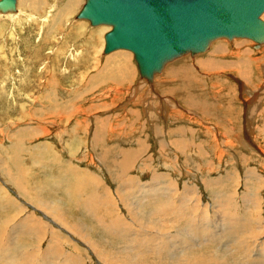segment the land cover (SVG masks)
I'll use <instances>...</instances> for the list:
<instances>
[{"label":"rangeland","instance_id":"obj_1","mask_svg":"<svg viewBox=\"0 0 264 264\" xmlns=\"http://www.w3.org/2000/svg\"><path fill=\"white\" fill-rule=\"evenodd\" d=\"M45 1L46 6L31 9L27 8L29 6L24 0L22 3H25L26 7L18 0L17 9L14 12L0 13V163H2L0 164L2 169L0 170V195H2L0 196V216L3 218L2 222L14 216V219L9 222L5 229L4 236L6 238L4 236L1 238L0 247H3V243L6 246L8 244L10 248V245H13V247L15 245L16 258L26 259L30 264H66L69 262L68 260L73 259L77 254L78 260L76 259L75 263L71 261L70 264H104L98 260L94 252L92 253L87 248L90 244L84 242V240L82 241L70 229L74 228L76 231L79 230L78 233L86 234L90 241L95 239L94 242H97V246L101 248H103L102 243L108 240L107 247L109 249L106 250V253L108 252V255L113 257L126 255L128 254L127 248L136 247L138 242H144L142 238L146 231L153 232L151 238H157L155 233L160 231L161 236L164 237L165 235L167 239L169 236L173 237L167 241L169 247H162L157 240L154 241L155 244L152 240H147V244L140 247L143 248L138 257L142 261L146 260L147 264H172L171 259L175 258L177 255L174 254L179 252L176 247H180V243H182L180 241H186L184 247H192L193 243L197 245L192 240L195 238V233L192 232L191 226L187 225V221L190 220V213L194 223L201 225V223L210 221V224L214 222L216 227L221 226L222 211L224 210L240 220L250 215L255 220L252 222V226L256 227V224L260 222L261 229L264 231V74L261 75L260 72L262 67L257 69L253 66L254 73L251 78L257 82V85L252 86L250 91H241L238 90L237 80L242 79V77L236 72L235 68L225 66L223 69L220 67V71L217 69V71L214 70L203 76L195 72V69L190 70L189 59H192L193 56L187 54L166 63L159 73L154 74L152 81L148 82L138 75L132 54L126 56L125 54L115 53V59L108 65L107 58L109 57L107 56L109 54L102 53L104 47L103 35L108 29L102 25L91 26L85 19H76V14L83 5L84 0H78L77 7L69 9L64 15H61L60 12L66 7L67 0H58L64 1V3L50 13L47 12V9L51 2L50 0ZM79 1L82 2L79 4ZM28 15L32 16L28 17ZM221 40L225 43V46H230L235 52L243 50H239L240 47H237L238 42L247 41V44L244 42L242 48H249L248 50L253 57L264 50V45L261 44L255 48L254 42L249 39L237 38L230 42L226 39ZM210 49L211 46L208 51ZM110 55L112 54L110 53ZM228 55L226 53L228 59L230 57H232L231 60L234 58V61L240 59L239 56ZM226 58L223 55V60ZM191 62L193 63V61ZM105 64L106 68H104ZM128 65H131L134 76H132V79L128 77L129 81L127 79L123 82L120 72L126 67L130 69ZM232 68L234 70H230ZM169 72H171V76ZM112 74H114V77H111ZM126 75L128 76V74ZM93 78L94 80H92ZM222 86H224V89ZM153 87L155 88L153 89ZM254 90L256 96L253 95ZM168 97L173 98L177 103L175 106L166 109L162 101H168ZM64 102L65 105H63ZM149 102L152 104L151 107L148 105ZM64 108L66 111H64ZM66 112L69 113L68 116H66ZM164 112L167 113L164 114ZM176 112L178 113L176 115H182L185 120L178 119L177 121L176 118L172 117L173 113ZM174 119L176 120L174 121ZM99 122L101 126H98ZM73 126L78 128L74 134L80 136L79 143H70L74 131ZM180 127L187 128L186 133H184L186 136L182 135L189 139L187 141L189 145L183 148L185 151L182 147L177 149L171 141L175 136L181 137L177 134ZM192 128L191 133L190 129ZM36 129H38V133ZM44 129L47 130V133L43 132ZM247 129L248 131H246ZM95 130L101 131L104 135L106 133L105 140L102 139L101 144L94 143L93 132ZM214 132L216 135H214ZM245 132L249 134L250 140L247 139ZM29 135L31 136L29 137ZM18 136L23 137L22 143L24 145L18 144ZM225 138L228 141H225ZM169 140L171 143H169ZM214 141H218V144L213 143ZM14 145H17L18 149L20 147L22 150L20 151L24 153L19 152V150L16 151L17 148ZM130 149H134L132 152L138 153L137 159L128 158V167L126 166L127 169L126 167L123 169L122 163L126 160H122V156L127 154L128 151L131 152ZM26 150L29 152L27 153ZM39 152L44 154H38ZM46 152L50 154L48 155ZM122 152L124 153L122 154ZM13 153L16 155H13ZM31 154L33 155L31 156ZM51 154L53 157H51ZM44 155L47 160L53 158L55 161L53 163L52 161L48 162L45 160ZM40 156H44V159L40 160ZM57 157L59 160L56 159ZM12 159L16 160L12 163ZM130 160H133L132 163ZM72 168L75 169L72 170ZM26 169L31 173V176H29ZM42 176L44 178L41 180ZM57 176L61 181L56 178ZM80 176L81 179L88 176L86 180L90 181L87 182L85 178L78 180ZM74 177H76V181ZM120 177L122 178L120 179ZM124 177H128V180ZM37 178L38 180H36ZM215 180L218 186L214 183ZM127 181H130L131 184ZM13 182L18 183L19 188L26 187L27 192L29 191V195L32 196L31 201L33 202L22 195L17 184ZM35 182H37V185ZM206 182H208L207 186L205 185ZM49 183L51 184L49 185ZM60 187L62 188L60 189ZM161 187H170L171 189L169 188L165 193H162ZM53 188L56 191H53ZM70 192L73 196H77L78 204L83 206L82 210L80 208L75 209L77 206L73 207L75 200H73V203L68 200ZM225 192L230 195L234 192L236 195L229 198ZM95 194L99 195L100 201L103 200L101 202H107L108 205L106 204V206H114V208H110L111 211L99 204H97V208L94 207L102 217L100 222L97 221L98 216L94 219L83 211L86 208L84 204H90L88 201L94 199ZM220 194L227 196V204L229 205H223L222 198L218 196ZM240 195L246 199L255 198L259 206L251 209V214L247 215L245 207L247 209L251 207L246 206L248 203L244 202L243 197L239 198ZM123 197H126L125 201L127 202L124 201ZM39 198H41V201ZM38 201L43 203L48 201V204L45 203L47 206H50L51 201V207L53 206V208L43 210L42 207H39ZM30 203L32 206L29 205ZM2 206L5 208H2ZM217 209L218 213L220 212L219 214L215 212ZM7 214L12 216L6 218ZM26 214L27 217H25ZM49 214H57L66 224V227H62L63 225L60 227L58 221ZM110 216L112 218L115 216L116 220H120V224L117 222V224L115 222L111 223L110 219L112 218ZM103 217L105 220H102ZM25 218L36 221L38 224L44 222L51 225L47 227L48 232L45 228H42L39 235L33 233L30 238L27 235H20L21 237L16 238L15 232L11 229H17L16 223ZM95 222L98 226L95 225ZM12 223H15V227ZM69 223L71 224L69 225ZM81 223L84 227L79 225ZM184 226L190 227L186 228ZM137 227L138 229H136ZM143 227L146 228L143 229L144 231L141 229ZM225 229L224 232H221L222 241L219 244H217V240L213 242L221 248L217 252H223V256L226 255L223 262L240 264L241 260L236 261V256L234 260H230L227 253L224 252V248L229 251H235V248H237L235 252L241 253L238 256L239 258L243 257L242 260H245L247 257L251 260L250 263L254 264L255 260H253L252 255L261 254L260 244L263 245L264 243V233L259 239L252 242L253 244H249L247 241L246 246L249 244V247L245 249L244 242H240L241 247L238 248L235 244H232L231 239H223ZM52 231L58 232L59 234H55L60 235L61 238L57 240L56 244H52V247L46 249V247H49V236ZM42 232L46 236H42ZM40 235L41 237L38 238ZM15 240L17 244L14 242ZM71 244H76L77 249H73ZM60 249L68 253L66 259L58 256V259L49 262L50 258H57L56 252ZM49 251L50 257L47 254ZM145 252L147 253L145 254ZM244 253L249 255L247 256ZM0 254L3 259L8 257L4 255V251L2 253L0 250ZM68 255H70L69 258ZM142 256L147 257V259Z\"/></svg>","mask_w":264,"mask_h":264},{"label":"bare ground","instance_id":"obj_2","mask_svg":"<svg viewBox=\"0 0 264 264\" xmlns=\"http://www.w3.org/2000/svg\"><path fill=\"white\" fill-rule=\"evenodd\" d=\"M22 1L23 0H19V2H21L22 3ZM25 2H26V4H28V6L29 7H27V8H31V9H33V8H36V7H39V8H42L45 4H46V1L45 0H24ZM50 2L51 3H49L50 5L48 6V9H47V12L49 11V13L53 10V9H56L59 5H61L62 3H64V1L62 2V1H58V0H50ZM78 0H67V5H66V7L60 12V14L61 15H64V14H66L67 12H68V10L69 9H74L75 7H77V5H78ZM80 2H82V1H79V4H80ZM84 2H85V0H84ZM17 3H18V0H16V4H15V9L14 10H7V11H0V13L1 14H7V13H10V12H14L16 9H17ZM20 3V4H21ZM23 5H25V3H22ZM84 4V3H83ZM46 6V5H45ZM83 6V5H82ZM81 6V7H82ZM20 7V6H19ZM25 7H26V5H25ZM81 9V8H80ZM79 9V10H80ZM78 13V12H77ZM263 14H264V12L261 14V18L262 19H264L263 18ZM24 15H25V13H24ZM77 15V14H76ZM26 16V15H25ZM32 16V15H31ZM30 15H28V17H31ZM76 19H80V18H77L76 17ZM85 20H87V19H85ZM88 21V20H87ZM89 22V21H88ZM89 24H90V22H89ZM91 25V24H90ZM102 26H105L106 27V29H108V31L111 29V25H105V24H101ZM91 26H94V25H91ZM96 26H100V25H96ZM106 33V32H105ZM105 33H104V35H105ZM104 35H103V39H104ZM220 39V40H219ZM219 39H216V40H214V41H212L210 44H209V46H208V48L206 49V50H204V51H202V52H199V53H196V54H194V55H191V54H189V55H191V56H193V58L192 59H189V68H190V70H196L195 72H197V73H199V74H201V75H203V76H206V75H208L210 72H212V71H214V70H216L217 71V69H219L218 71H220V67H233V68H235V70H236V72H238L239 73V75L242 77V79H238L237 81H238V87H239V89L238 90H241V91H246V90H248V91H250V89L252 88V86H255V85H257V82H255V81H253L252 80V78H251V76H253V73H254V68H253V66L255 67V68H257V69H259V68H261V75H263L264 74V50H262V52H260V54L259 55H257V56H255V57H253L252 56V53L248 50V49H246V48H242V47H244V42L242 43V41L241 42H238L237 44H236V41L234 42L236 45H237V47H240V49L239 50H241V49H243V50H241V51H243V52H241V51H237V52H235V51H233L232 50V48H230V46H225V43L224 42H222V40L221 39H225V38H219ZM235 39H237V38H234V39H232V40H235ZM242 39H247V38H242ZM228 39H226V41H227ZM232 40H228L229 42L230 41H232ZM250 40V39H249ZM247 42V41H246ZM245 42V43H246ZM247 44V43H246ZM104 45H105V39H104ZM261 45V44H260ZM262 45H264V43H262ZM211 46V49L208 51V49H209V47ZM252 46V45H251ZM259 46V45H258ZM257 46V47H258ZM257 47H255V48H257ZM236 48V47H235ZM103 50H104V47H103ZM126 52V51H128L127 53H125L124 51ZM115 51H117V52H115ZM252 51V50H251ZM207 52H209V53H207ZM102 53L103 54H109L107 57H109V58H107V63H108V65H110L111 63H112V61L115 59V53H121V54H125L126 56H128V55H133V53H132V51H130V50H128V49H117V50H113V51H110V52H108V53H104V51H102ZM110 53L112 54V55H110ZM203 53V54H202ZM207 53V54H206ZM226 53H227V55L228 56H231V55H235V56H239V58L240 59H236L235 61L232 59H230V58H232V57H230L229 59L228 58H226ZM255 54V53H254ZM184 55H187V54H184ZM184 55H182V56H184ZM223 55L225 56V60H223ZM227 56V57H228ZM100 57H102V56H100ZM179 57H181V56H179ZM179 57H176V58H179ZM176 58H174V59H176ZM133 59H134V57H133ZM174 59H172V60H174ZM105 60V59H104ZM193 61V63L191 62V61ZM135 61V60H134ZM171 61V60H170ZM170 61H168V62H170ZM168 62H166V63H168ZM105 63V62H104ZM106 63V64H107ZM135 63H136V61H135ZM165 63V64H166ZM106 64H105V67L104 68H106ZM164 64V65H165ZM103 65V64H102ZM129 66V68H131V69H128V67H126V66H124V67H126L125 69H123V70H121V79L123 80V82H124V80H127L128 79V77L129 78H133L132 76H134V73H133V69H132V67H131V65H128ZM136 66H137V64H136ZM101 67H103V66H101ZM164 67V66H163ZM163 67H162V69H163ZM230 69V70H234V69ZM103 69V68H102ZM161 69V70H162ZM224 69V68H223ZM228 69V68H227ZM226 69V70H227ZM137 70H138V68H137ZM160 70V71H161ZM229 70V71H230ZM253 70V71H252ZM159 71V72H160ZM159 72H157V73H159ZM258 72V71H257ZM126 74H128V76L126 75ZM154 74H156V73H154ZM194 74V73H193ZM55 75V74H54ZM138 75L140 76V74H139V71H138ZM198 75V74H197ZM127 76V77H126ZM196 76V75H195ZM221 76V75H220ZM236 76V75H235ZM234 76V77H235ZM111 77H114V74H112L111 75ZM141 77V76H140ZM153 77H154V75H153ZM153 77L151 78V79H146V78H144V77H141V78H144V79H146L148 82H150V81H152V79H153ZM217 77V76H216ZM233 77V76H232ZM237 77V76H236ZM255 77H257V76H255ZM95 78V77H94ZM94 78L92 79V80H94ZM126 78V79H125ZM199 78V77H198ZM197 78V79H198ZM202 78V77H201ZM206 78V77H205ZM130 79V80H131ZM234 79V78H233ZM260 79V78H259ZM258 79V80H259ZM109 80H110V78H109ZM128 81H129V79H128ZM236 81V82H237ZM225 83V82H224ZM235 84V83H234ZM96 85V84H95ZM227 86V85H226ZM224 86H222V88H223ZM235 87V86H234ZM243 87V88H242ZM155 87H153V89H154ZM221 88V89H222ZM240 88H242V89H240ZM259 88V87H258ZM224 89V88H223ZM222 89V90H223ZM262 89V88H261ZM221 90V91H222ZM257 90V89H256ZM108 91V90H107ZM226 91H227V89H226ZM255 91V90H254ZM253 91V92H254ZM211 92H212V90H211ZM210 93V92H209ZM243 94V93H242ZM259 94V93H258ZM229 95V94H228ZM253 95L254 96H256L257 94H256V91L253 93ZM77 96V95H76ZM214 96V95H213ZM171 97V96H170ZM173 97V96H172ZM212 97V96H211ZM251 97V96H250ZM218 98V97H217ZM162 99V98H161ZM167 99V98H166ZM168 101L167 100H165V102L164 101H162V103H163V106L167 109L168 107H173V106H175V104L177 103V101H175L173 98H169L168 97ZM262 100V99H261ZM264 100V99H263ZM242 101H244V100H242ZM254 101V100H253ZM242 103V102H241ZM245 103V102H244ZM160 104V103H159ZM246 105H247V103H245ZM63 105H65V102H64V104ZM148 105H150L149 107H151V103L149 102L148 103ZM162 106V105H161ZM160 107V106H159ZM73 108V107H72ZM193 108V107H192ZM251 108V107H250ZM252 109H253V107H252ZM67 110H69V109H67ZM73 110V109H72ZM186 110V109H185ZM36 111V110H35ZM64 111H66L65 110V108H64ZM70 111V110H69ZM69 111H67V112H69ZM164 111H166V110H164ZM193 111V110H192ZM196 111V110H195ZM44 112H45V110H44ZM56 112V111H55ZM67 112H66V116H68V114L69 113H71V112H69L68 114H67ZM163 112V111H162ZM175 112V111H174ZM185 112V111H184ZM244 112H246V111H244ZM167 113V112H166ZM165 112H164V114H166ZM248 113V112H247ZM254 113V112H253ZM57 114V113H56ZM149 114V113H148ZM176 114H178L177 112L176 113H173V116L172 117H174V118H176L177 119V121H178V119H183V120H185V117H183L182 115H176ZM161 115V114H160ZM176 115V116H175ZM194 115V114H193ZM202 115H204V114H202ZM205 115H208V114H205ZM209 116V115H208ZM208 116H206V117H208ZM178 117H180V118H178ZM47 118H49V117H47ZM51 118V117H50ZM191 118V117H190ZM215 118V117H214ZM176 119H174V121L176 120ZM208 119H210V118H208ZM216 119V118H215ZM200 120V119H199ZM52 121V120H51ZM147 121V120H146ZM37 122V121H36ZM103 122V121H102ZM217 122V121H216ZM178 123V122H177ZM188 123H191V122H188ZM222 123V122H221ZM220 123V124H221ZM51 124H53L52 122H51ZM75 124H77V123H75ZM207 124V123H206ZM217 124V123H216ZM211 125H213V124H211ZM77 126H78V124H77ZM98 126H101L100 125V122H99V124H98ZM176 126H177V124H176ZM180 126V125H179ZM216 126V125H215ZM220 126V125H219ZM222 126V125H221ZM252 126V125H251ZM74 127V126H73ZM250 127V126H249ZM31 128V127H30ZM34 128V127H33ZM40 128V127H39ZM243 128V127H242ZM29 129V128H28ZM40 129H42V128H40ZM77 127L75 126L74 127V131H73V136H72V138H71V142L70 143H73V142H80V136L79 135H77V134H74L76 131H77ZM187 129V128H186ZM186 129L184 128V127H180L178 130H176V131H178L177 132V134L178 135H181V137H176L175 136V138H173L171 141L173 142V144L174 145H176V148L178 149V148H180L181 149V147H182V149L183 148H185V146L187 145H189V144H187V141L189 140L187 137H183L182 135H185L184 133H186ZM264 129V128H263ZM32 130H34V129H32ZM191 131V133H192V130H193V128L192 129H190ZM207 130H208V128H207ZM28 131V130H27ZM26 131V132H27ZM30 131H31V129H30ZM29 131V132H30ZM38 131V129H36V132ZM41 131V130H40ZM210 131V130H209ZM214 131H216L215 129H214ZM246 131H248V129L246 130ZM28 132V133H29ZM32 132V131H31ZM39 132V131H38ZM37 132V133H38ZM43 132L44 133H47V130L46 129H44L43 130ZM217 132V131H216ZM22 133H23V131H22ZM34 133V132H33ZM42 133V132H41ZM94 133V136H93V138H94V143L95 142H97L98 144H101L102 142V139L103 140H105V136H106V133H105V135H104V133H101V131H99V130H95V132H93ZM161 133V132H160ZM180 133V134H179ZM182 133V134H181ZM219 133V132H218ZM20 134V133H19ZM18 134V135H19ZM30 134V133H29ZM35 134V133H34ZM43 134V133H42ZM158 134V133H157ZM156 134V135H157ZM188 134V133H187ZM211 134V133H210ZM245 134H247L246 135V137H247V139L248 140H250V138H249V134L247 133V132H245ZM23 135V134H22ZM25 135V134H24ZM33 135V134H32ZM72 135V134H71ZM75 135V136H74ZM163 135V134H162ZM214 135H216V133L214 132ZM222 135V134H221ZM28 136V135H27ZM31 135H29V137H30ZM34 136V135H33ZM32 136V137H33ZM164 136V135H163ZM186 136V135H185ZM188 136V135H187ZM212 136V135H211ZM208 137V136H207ZM215 137H217V136H215ZM214 137V138H215ZM172 138V137H171ZM213 138V139H214ZM231 138V137H230ZM23 137L22 136H18V144H23L22 142H23ZM138 140L140 139V138H137ZM16 140V139H15ZM68 140H69V138H68ZM136 140V139H135ZM137 140V141H138ZM225 141H228V139L227 138H225L224 139ZM223 140V141H224ZM247 140V141H248ZM136 141V142H137ZM143 142H144V139L142 140ZM171 141L169 140V143H171ZM209 141V140H208ZM233 141V140H232ZM21 142V143H20ZM190 142H191V140H190ZM218 142V141H217ZM217 142H213V143H217ZM17 143V142H16ZM67 143V142H66ZM140 143H141V141H140ZM192 143H194V142H192ZM46 145H47V143H45ZM172 144V145H173ZM218 144V143H217ZM227 144V143H226ZM24 145V144H23ZM52 145V144H51ZM68 145H70L69 143H68ZM138 145V144H137ZM173 145V146H174ZM196 145V144H195ZM12 146V145H11ZM16 148H17V145H14ZM143 146V145H142ZM141 146V147H142ZM197 146V145H196ZM19 147V146H18ZM22 147H24V146H22ZM45 147V146H44ZM68 147V146H67ZM204 147V146H203ZM37 148V147H36ZM70 148V147H69ZM104 148H106V147H104ZM104 148H103V150H104ZM147 148V147H146ZM15 149V148H14ZM143 149V148H142ZM3 150V149H2ZM1 150V151H2ZM9 150H11V149H9ZM19 150V152H21L22 150L20 149V147H19V149L17 148L16 149V151H18ZM21 150V151H20ZM57 150V149H56ZM128 150V149H127ZM131 150V149H130ZM132 150H134V149H132ZM132 150H131V152H127V154H124L123 156H122V160H126L124 163H122L123 164V169H124V167H126L127 165H128V158H134V160H136L137 159V156H138V153L137 152H135V151H133L132 152ZM184 150V149H183ZM188 150V149H187ZM199 150V149H198ZM3 151H5V150H3ZM15 151V152H16ZM27 151V153L29 152L28 150H26ZM51 151V150H50ZM70 151V150H69ZM73 151H76V150H73ZM124 151V150H123ZM181 151V150H180ZM185 151V150H184ZM14 152V151H13ZM18 152V153H19ZM126 152V151H125ZM21 153H24V152H21ZM37 153V152H36ZM47 153V152H46ZM124 152H122V154H123ZM195 153V152H194ZM33 154H34V152H33ZM33 154H31V156L33 155ZM38 154H41L40 152L38 153ZM42 154H44V153H42ZM41 154V155H42ZM48 154V153H47ZM50 154V153H49ZM48 154V155H49ZM140 154V153H139ZM177 154V153H176ZM6 155V154H5ZM13 155H16V154H14L13 153ZM13 155H12V157H13ZM36 155V154H35ZM29 156V155H28ZM45 156V155H44ZM43 156V157H44ZM21 157V156H20ZM30 157V156H29ZM41 157V156H40ZM43 157H41L40 158V160L43 158ZM46 157V156H45ZM49 157V156H48ZM51 157H53L52 156V154H51ZM8 158V157H7ZM18 158H19V154H18ZM22 158V157H21ZM34 158V157H33ZM10 159V158H9ZM35 159H36V157H35ZM44 159V158H43ZM53 159V158H52ZM52 159H48L47 160V157H46V159L45 160H47L48 162L49 161H52V163H53V161H55L54 159L52 160ZM56 159H58V157L56 158ZM104 159V158H103ZM177 159V158H176ZM8 160V159H7ZM13 161H12V163L14 162V160H16V159H12ZM39 160V159H38ZM45 160H43V161H45ZM59 160V159H58ZM20 161V160H19ZM31 161V160H30ZM32 161H33V159H32ZM31 161V162H32ZM57 161V160H56ZM131 161V160H130ZM133 161V160H132ZM132 161H131V163H132ZM188 162V161H187ZM204 162V161H203ZM202 162V163H203ZM33 163H34V161H33ZM71 163V162H70ZM119 163V162H118ZM0 164H2V163H0ZM17 164H19V163H17ZM45 164V163H44ZM67 164H69V163H67ZM146 164V163H145ZM204 164H205V162H204ZM14 165H15V163H14ZM24 165V164H23ZM41 165V164H40ZM120 165V164H119ZM130 165V164H129ZM206 165V164H205ZM7 166V165H6ZM18 166V165H17ZM26 166H28V165H26ZM51 166V165H50ZM131 166V165H130ZM4 167H5V165H4ZM3 167V168H4ZM15 167H16V165H15ZM14 167V168H15ZM18 167H20V166H18ZM24 167V166H23ZM57 167V166H56ZM118 167V166H117ZM120 167V166H119ZM128 167V166H127ZM127 167H126V169H127ZM22 168V167H21ZM76 168V167H75ZM74 168V169H75ZM82 168V167H81ZM202 168H204V167H202ZM6 169V168H5ZM60 169V168H59ZM66 169H68V168H66ZM66 169H65V171H66ZM73 168H72V170H74ZM79 169V168H78ZM87 169V168H86ZM122 169V170H123ZM199 169V168H198ZM0 170H2L1 168H0ZM27 170V169H26ZM45 170V169H44ZM61 170V169H60ZM28 171V170H27ZM64 171V170H63ZM2 172V171H1ZM62 172V171H61ZM80 172V171H79ZM124 172V171H123ZM74 174H75V172H73ZM82 173V172H81ZM6 174V173H5ZM28 174H29V176H31L30 174L31 173H29V171H28ZM27 174V175H28ZM61 174V173H60ZM65 174H66V172H65ZM65 174L63 173V177L65 178ZM70 174H71V172H70ZM69 174V175H70ZM85 174V173H84ZM90 174V173H89ZM17 175V174H16ZM23 175V174H22ZM25 175V174H24ZM26 175V176H27ZM68 175V174H67ZM66 175V178L68 177ZM124 175V174H123ZM122 175V176H123ZM28 176V177H29ZM71 176V175H70ZM69 176V177H70ZM76 176H77V174H76ZM86 176V175H85ZM160 176V175H159ZM162 176V175H161ZM73 177V176H72ZM88 177V176H87ZM86 177V178H87ZM226 177V176H225ZM7 178V177H6ZM11 178V177H10ZM20 178H21V176H20ZM19 177H18V179H20ZM25 178V177H24ZM32 178V177H31ZM56 178H58V176L56 177ZM71 178V177H70ZM75 178L76 177H74V180H75ZM85 178V177H84ZM84 178H82V179H84ZM86 178H85V180H86ZM91 178V177H90ZM89 178V179H90ZM119 178V177H118ZM122 177H120V179H121ZM125 178V177H124ZM128 177H126L125 179H127ZM174 178V177H173ZM219 178V177H218ZM11 179H14V178H11ZM28 179V178H27ZM34 179V178H33ZM48 179V178H47ZM52 179V178H51ZM59 179V178H58ZM63 179V178H62ZM81 179V176H80V179H78V180H82ZM93 179V178H92ZM96 179V178H95ZM94 179V180H95ZM222 179V178H221ZM227 179V178H226ZM16 180H17V178H16ZM25 180V179H24ZM37 180V179H36ZM42 180V179H41ZM67 180H68V178H67ZM73 180V179H72ZM85 180H83V181H85ZM94 180H93V182H94ZM99 180V179H98ZM123 180V179H122ZM128 180V179H127ZM130 180H132V179H130ZM137 180V179H136ZM151 180V179H150ZM153 180V179H152ZM230 180V179H229ZM13 181V180H12ZM28 181V180H27ZM58 181V180H57ZM59 181H61V179H59ZM76 181V180H75ZM87 181V180H86ZM90 181V180H89ZM89 181H87V182H89ZM100 181V180H99ZM124 181H126V180H124ZM123 181V183H125ZM134 181V180H133ZM133 181H132V183H133ZM16 182H18V181H16ZM46 182V181H45ZM65 182H68V181H65ZM128 182V181H127ZM130 182V181H129ZM128 182V183H129ZM136 182V181H135ZM151 182V181H150ZM153 182V181H152ZM172 182V181H171ZM205 182V181H204ZM222 182V181H221ZM13 183H15V182H13ZM20 183H21V181H20ZM32 183V182H31ZM36 183V182H35ZM207 183L208 182H206V186H207ZM214 183L216 184V180L214 181ZM223 183V182H222ZM15 184H17V187L19 188V184L18 183H15ZM22 184V183H21ZM27 184V183H26ZM25 184V185H26ZM46 184H47V182H46ZM51 183H49V185H50ZM63 184V183H62ZM81 184V183H80ZM87 184V183H86ZM126 184V183H125ZM129 184H131V183H129ZM128 184V185H129ZM134 184V183H133ZM158 184V183H157ZM168 184V183H167ZM212 184V183H211ZM14 185V184H13ZM24 185V184H23ZM33 185V184H32ZM64 185H66V184H64ZM68 185H72V184H68ZM90 185V184H89ZM135 185V184H134ZM145 185V184H144ZM149 185V184H148ZM164 185V184H163ZM170 185V184H169ZM217 185V184H216ZM1 186V185H0ZM27 186H28V184H27ZM38 186H39V184H38ZM62 186V185H61ZM73 186V185H72ZM87 186V185H86ZM132 186V185H131ZM210 186V185H209ZM212 186V185H211ZM218 186V185H217ZM40 187V186H39ZM45 187V186H44ZM49 187V186H48ZM77 187V186H76ZM129 187V186H128ZM165 187V186H164ZM164 187H161V190L163 191L162 193H165V191H167L169 188H164ZM171 187H172V185H171ZM179 187V186H178ZM183 187V186H182ZM188 187V186H187ZM213 187V186H212ZM50 188V187H49ZM51 188H52V186H51ZM62 187H60V189H61ZM65 188H69V187H65ZM90 188H91V185H90ZM154 188V187H153ZM156 188V187H155ZM28 189H30L29 187H28ZM33 189V188H32ZM47 189V188H46ZM70 189V188H69ZM74 189V188H73ZM139 189H141V188H139ZM147 189H149V188H147ZM171 189V188H170ZM174 189V188H173ZM225 189V188H224ZM19 190L21 191L20 193L22 194V195H24L27 199H29V201H31V198H32V196L31 195H29L30 193H28L27 192V188L26 187H20L19 188ZM18 190V191H19ZM34 190V189H33ZM38 190V189H37ZM37 190H35V191H37ZM51 190V189H50ZM63 190V189H62ZM150 190V189H149ZM148 190V191H149ZM160 190V191H161ZM218 190V189H217ZM47 191V190H46ZM53 191H56L55 190V188H53ZM70 191V190H69ZM107 191V190H106ZM139 191V190H138ZM147 191V192H148ZM191 191V190H190ZM216 191V190H215ZM224 191V190H223ZM34 192V191H33ZM38 192V191H37ZM40 192H41V190H40ZM63 192V191H62ZM61 192V193H62ZM67 192H68V190H67ZM74 192V191H73ZM134 192V191H133ZM150 192V191H149ZM2 193V192H1ZM93 193H95V192H93ZM106 193H108V192H106ZM140 193V192H139ZM154 193V192H153ZM169 193V192H168ZM218 193V192H217ZM52 194V193H51ZM146 194V193H145ZM144 194V195H145ZM171 194V193H170ZM225 194H228V197L230 198V197H232V196H235L236 194L234 193V192H232V195H230L229 193H226L225 192ZM4 195V194H3ZM44 195V194H43ZM78 195V194H77ZM82 195V194H81ZM91 195H92V193H91ZM101 195V194H100ZM105 195V194H104ZM157 195V194H156ZM215 195H216V193H215ZM0 196H2V195H0ZM36 196H39V195H36ZM41 196V195H40ZM69 197H68V200L69 201H71L72 203H73V200H75V202H74V206L73 207H76L77 206V208H75V209H79L80 208V210H82L81 208L83 207V206H81V205H79L78 204V201H77V196H73V194H71V192H70V194L68 195ZM84 196V195H83ZM89 196V195H88ZM99 196V195H98ZM96 194H95V196H94V199L92 198V199H90L88 202L91 204V206H90V204H88V203H86V204H84V206L86 207V208H84L83 209V211L85 212V213H87V214H89L90 216H92L94 219H95V217H97L98 219H97V221H99L100 222V219L102 218L101 216H100V214L99 213H97L96 212V210H95V208L94 207H96L97 208V204H99V205H102V206H104L105 207V209L106 208H109L108 209V211H111L110 210V208L112 207V208H114V206H112V205H110V206H106V204H107V202L106 203H103V202H101V201H103L102 199H101V201L99 200L100 199V197H98ZM109 196V195H108ZM116 196V195H115ZM118 196V195H117ZM128 196V195H127ZM155 196V195H154ZM219 197H221L222 198V203H223V205H229V204H227L228 202H227V200H228V198H227V196H225V195H218ZM34 197V196H33ZM79 197V196H78ZM84 197H86V196H84ZM91 197V196H90ZM93 197V196H92ZM103 197V196H102ZM145 197V196H144ZM151 197H153V196H151ZM162 197V196H161ZM237 197V196H236ZM243 196H239V198H242ZM46 198V197H45ZM88 198V197H87ZM113 198V197H112ZM111 198V199H112ZM124 198V197H123ZM126 198V197H125ZM125 198H124V201H125ZM131 198V197H130ZM244 198V202H247L248 203V205H246L247 207H251L250 209H247L246 207H245V210H246V213H247V215L248 214H251V209H255L256 207H258L259 205L257 204V200H255V198H250V199H246L245 197H243ZM41 198H39V200H40ZM89 199V198H88ZM105 199V198H104ZM109 199V198H108ZM107 199V200H108ZM110 199V200H111ZM119 199V198H118ZM216 199H217V197H216ZM20 200V199H19ZM37 200V199H36ZM81 200V199H80ZM143 200V199H142ZM153 200V199H152ZM158 200V199H157ZM218 200V199H217ZM225 200H226V202H225ZM231 200V199H230ZM0 201H1V197H0ZM41 201V200H40ZM40 201H38V203H39V207L41 208H43V210L44 209H50V208H53V206L51 207V201H50V206H47L45 203H47L46 201H45V203H43V202H40ZM86 201V200H85ZM106 201V200H105ZM122 201V200H121ZM164 201V200H163ZM170 201H172V200H170ZM219 201V200H218ZM31 202H33V201H31ZM53 202H55V201H53ZM110 202V201H109ZM125 202H127V201H125ZM165 202V201H164ZM168 202H169V200H168ZM37 203V204H38ZM69 203V202H68ZM130 203V202H129ZM149 203V202H148ZM147 203V204H148ZM3 204V203H2ZM14 204V203H13ZM48 204V203H47ZM110 204V203H109ZM114 204V203H113ZM128 204V203H127ZM221 204V203H220ZM11 205V204H10ZM28 205V204H27ZM29 205H31V203L29 204ZM35 205V204H34ZM55 205V204H54ZM108 205V204H107ZM125 205V204H124ZM141 205V204H140ZM143 205V204H142ZM222 205V204H221ZM32 206V205H31ZM56 206V205H55ZM60 206V205H59ZM81 206V207H80ZM93 206V207H92ZM134 206V205H133ZM145 206V205H144ZM162 206H163V204H162ZM219 206V205H218ZM4 206H2V208H3ZM63 207H65V206H63ZM72 207V208H73ZM101 207V206H100ZM164 207V206H163ZM162 207V208H163ZM172 207V206H171ZM179 207V206H178ZM221 207V206H220ZM235 207V206H234ZM5 208V207H4ZM99 208V207H98ZM166 208V207H165ZM217 208V207H216ZM7 209V208H6ZM63 209V208H62ZM69 209V208H68ZM71 209V208H70ZM171 209H173V208H171ZM170 209V210H171ZM10 210V209H9ZM16 210V209H15ZM87 210V211H86ZM116 210V209H115ZM160 210V209H159ZM162 210V209H161ZM186 210V209H185ZM203 210V209H202ZM222 210V209H221ZM223 210H224V208H223ZM20 211V210H19ZM66 211V210H65ZM107 211V210H106ZM178 211V210H177ZM181 210L179 209V212H180ZM193 211V210H192ZM220 211V210H219ZM14 212V211H13ZM16 212V211H15ZM44 212V211H43ZM58 212V211H57ZM135 212V211H134ZM153 212V211H152ZM215 212H217L218 213V209L215 211ZM223 213H222V219H221V226H218V227H216V225H214V222H212L211 224H210V221H208V222H205V223H201V221H200V223H201V225H199V224H197V223H194L193 222V220H192V214L190 213V217H189V215H188V217H189V219L190 220H188L187 221V225H190L191 226V230H192V232L193 233H195V238H193L192 240L195 242V244H197V245H194V243L192 244L193 246L192 247H190V246H188V247H184L183 245L186 243V241L185 240H183V241H180V242H182V243H180V247H176L177 249H179V252H177V254H174V255H177V256H175V258H172L171 259V262H172V264H228V263H226V261L225 262H223V259H224V257L226 256H223V252H217V251H219L221 248L220 247H217L216 245H215V243H213L215 240H217V244H219V242H221L222 241V237H221V232L224 230V228H226L225 229V235L223 236V239H228V240H232L233 242H232V244H235L238 248L239 247H241L240 246V242H244L245 243V249L246 248H248L249 247V244H251L252 242H254V241H256L257 239H259L261 236H262V233H264V231H263V229H261V224H259L260 222L259 221H257V222H259V223H257L256 224V227L255 226H252L253 225V223L252 222H254L255 220L254 219H252L251 218V216L250 215H248L247 217H245L243 220H240V219H237L236 217H234V216H232V215H230V214H228L225 210L224 211H222ZM4 213V212H3ZM8 213V212H7ZM12 213V212H11ZM61 213V212H60ZM113 213V212H112ZM133 213V212H132ZM136 213V212H135ZM135 213H133V214H135ZM144 213V212H143ZM181 213V212H180ZM220 213V212H219ZM218 213V214H219ZM14 214V213H13ZM16 214H17V212H16ZM15 214V216H17ZM24 214V213H23ZM47 214V213H46ZM140 214V213H139ZM153 214V213H152ZM205 214V213H204ZM3 215V214H2ZM8 216H5L6 218L7 217H10V216H12L11 214H10V216H9V214H7ZM19 215V214H18ZM48 215V214H47ZM67 215V214H66ZM137 215V214H136ZM150 215V214H149ZM28 215L26 214V216L25 217H27ZM31 216V215H30ZM49 216H51L52 218H54L55 220H57L58 221V223H59V226L61 227L62 225V227H66V224L57 216V214L55 215V214H49ZM55 216V217H54ZM83 216V215H82ZM107 216V215H106ZM117 216V215H116ZM183 216H184V214H183ZM203 216V215H202ZM33 217V216H32ZM111 217V216H110ZM39 218V217H38ZM64 218V217H63ZM106 218V217H105ZM112 218V217H111ZM149 218V217H148ZM203 218H205V217H203ZM217 218H219V217H217ZM0 241H1V238H3V236H4V232H5V229L7 228V225L9 224V222L11 221V220H13L14 219V216L13 217H11L10 219H8V220H3V222H2V217L0 216ZM15 219H17V218H15ZM32 219V218H31ZM45 219H48V218H45ZM65 220H67L66 218H64ZM114 219V220H113ZM181 219V218H180ZM208 219V218H207ZM36 220V219H35ZM102 220H105L104 219V217H103V219ZM111 220V223L112 222H117V223H119L120 222V220H116L115 219V216L112 218V219H110ZM116 220V221H115ZM139 220V219H138ZM19 221V220H18ZM41 221V220H40ZM137 221V220H136ZM205 221V220H204ZM53 222V221H52ZM73 222V221H72ZM102 222V221H101ZM134 222V221H133ZM185 222V221H184ZM203 222V221H202ZM67 223V222H66ZM75 223V222H74ZM94 223V222H93ZM111 223H109V224H111ZM114 223V224H115ZM116 223V224H117ZM186 223V222H185ZM217 223V222H216ZM17 225H16V227H17V229H11L13 232H15V235H16V238L18 237V236H20V235H27V237H31L32 236V234L33 233H36V234H40L41 233V231H42V228H45V230L47 231V227H48V225H51V224H46V223H44V222H41V224H38L36 221H33V220H30L29 218H25V219H22V220H20L19 222H17L16 223ZM61 224V225H60ZM71 223H69V225H70ZM77 224V223H76ZM120 224V223H119ZM118 224V225H119ZM12 225H14L13 227H15V223H12ZM68 225V224H67ZM79 225H82L83 227H84V225L81 223V224H79ZM79 225L77 226L78 228H79ZM95 225H96V222H95ZM113 225V224H112ZM139 225V224H138ZM144 225L146 226V224L144 223ZM143 225V226H144ZM82 226H81V229H82ZM96 226H98V225H96ZM106 226H107V224H106ZM144 226V227H145ZM151 226V225H150ZM189 226V227H190ZM53 227V226H52ZM76 227V228H77ZM88 227V226H87ZM87 227H85L86 229H87ZM100 227V226H99ZM104 227V226H103ZM116 227V226H115ZM141 228L142 230L143 229H146V228ZM184 227H186V226H184ZM188 226L186 227V228H189ZM203 227H205V228H203ZM56 228V227H55ZM98 228V227H97ZM102 228V227H101ZM148 228H149V226H148ZM70 229V228H69ZM103 229V228H102ZM106 229V228H105ZM108 229H110V228H108ZM136 229H138V227L136 228ZM150 229H153V228H150ZM200 229H202V230H200ZM219 229H220V231H219ZM49 230V229H48ZM54 230V229H53ZM56 230H58V229H56ZM101 230V229H100ZM112 230V229H111ZM114 230V229H113ZM148 230V229H147ZM160 230V229H159ZM158 230V231H159ZM190 230V231H191ZM46 231H44L45 233H46ZM69 231V230H68ZM70 231L72 232V233H75L74 235H76L77 237H80L81 239H82V241L84 240V242H86V243H88V244H90L89 246H90V248H89V246L87 247L90 251H92V253L94 252V255L95 256H97V258H98V260L101 262V263H104V264H147V262H145L146 260H144V261H142L141 260V258H139L138 257V254H139V252L141 251V249L143 248H140L142 245H145V244H147V240L149 241V240H152L153 241V243H154V241H158L161 245H162V247H164V246H168L169 247V245H167L168 243H167V241H169L168 239H170L171 237L169 236V238L167 239V237H165V235H164V237L163 236H161V232L159 231L158 233H155L156 234V236H157V238H151V233H153V232H145L143 235H144V237H145V239H144V237L142 238L143 239V241L144 242H138L137 244H136V247H132V248H127L128 249V254H123V255H121L120 257L119 256H117L116 254H114V255H116V256H110V255H108V252L106 253V250L107 249H109L108 247H107V243H108V240H105L104 241V243H102V246H103V248H101V247H98L97 246V242L95 243L94 241H95V239H92V240H94V241H90V239L88 238V236L86 235V234H80V233H78V231L79 230H75L74 228H72V229H70ZM87 231V230H86ZM136 231V230H135ZM138 231V230H137ZM141 231V230H140ZM144 231V230H143ZM44 232H42V236H46L45 235V233ZM48 232V231H47ZM82 232H83V230H82ZM88 232H89V229H88ZM108 232H111V231H108ZM224 232V231H223ZM56 232L55 231H52V234L49 236L50 237V243L48 244L49 245V247L47 248L46 247V249H49L50 247H52V244H56V242H57V240L58 239H60L61 237H60V235H56V234H59L58 232L55 234ZM63 233H64V231H63ZM164 233V232H163ZM162 233V234H163ZM174 233V232H173ZM9 234H11V233H9ZM61 234V233H60ZM69 234V233H68ZM111 234V233H110ZM134 234V233H133ZM132 234V235H133ZM138 234V233H137ZM136 234V235H137ZM165 234V233H164ZM72 235V234H71ZM89 235V234H88ZM138 235H141V234H138ZM167 235V234H166ZM177 235V234H176ZM179 235V234H178ZM223 235V234H222ZM11 236V235H10ZM62 236H64V235H62ZM126 236V235H125ZM5 237V236H4ZM21 237V236H20ZM41 237V235L40 236H38V238H40ZM69 237H72V236H69ZM74 237V236H73ZM155 237V236H154ZM176 238H177V236H175ZM174 237V238H175ZM6 238V237H5ZM14 238V237H13ZM15 238V239H16ZM67 238V237H66ZM79 238V239H80ZM92 238V237H91ZM173 238V237H172ZM171 238V239H172ZM78 239V238H77ZM80 239V240H81ZM111 239V238H110ZM121 239V238H120ZM134 239V238H133ZM10 240V239H9ZM8 240V241H9ZM41 240V239H40ZM76 240V239H75ZM131 240V239H130ZM60 241V240H59ZM78 241V240H77ZM136 241V240H135ZM141 241V240H140ZM248 241V243L249 244H247L248 246H246V242ZM11 242V241H10ZM13 242V241H12ZM11 242V243H12ZM16 244H17V242H16V240L14 241ZM67 242V241H66ZM75 242V241H74ZM73 242V243H74ZM81 242V241H80ZM146 242V243H145ZM151 242V241H150ZM175 242V241H174ZM177 242V241H176ZM67 243H69V242H67ZM152 243V242H151ZM170 243V242H169ZM85 244V243H84ZM132 244H133V242H132ZM155 244V243H154ZM253 244V243H252ZM0 245H1V243H0ZM72 245V248L73 249H77L76 247V244L75 245H73V244H71ZM3 247H0V250H1V252L3 253V251H4V255H6V256H8V257H6L5 259H3V257H2V255L0 256V264H30V262L29 261H27L26 259H23V258H21V259H17L16 258V254H15V252H16V250H15V245H14V247H13V245H10L11 246V248L8 246V244H7V246L5 245V243H3V245H2ZM4 246H5V248H4ZM76 246V247H75ZM111 246V245H110ZM149 246V245H148ZM156 246V245H155ZM174 246V245H173ZM260 252H261V254H257V255H252L253 256V260H255L253 263L254 264H263L264 263V243H263V245H261L260 244ZM131 247V246H130ZM139 247V248H138ZM157 247V246H156ZM182 247H184L183 249H182ZM196 247V248H195ZM111 248V247H110ZM135 248H137V249H135ZM148 248V247H147ZM154 248V247H153ZM153 248H151V249H153ZM171 248V247H170ZM243 248H244V246H243ZM79 249V248H78ZM88 249H86V250H88ZM126 249V250H127ZM131 249V250H130ZM139 249V250H138ZM149 249V248H148ZM157 249V248H156ZM159 249V248H158ZM236 250H237V248H235ZM251 249H252V247H251ZM250 249V250H251ZM18 250V249H17ZM25 250V249H24ZM23 250V251H24ZM85 250V249H84ZM125 250V249H124ZM173 250V249H172ZM235 250V251H236ZM248 250V249H247ZM256 250V249H255ZM75 251V250H74ZM108 251V250H107ZM155 251H157V250H155ZM176 251V250H175ZM234 250L233 251H229L228 249H226V248H224V252H225V254L227 253V257H228V259H230V260H234V257L236 258L235 260L236 261H240L241 260V263L240 264H252V263H250V259H247V257H246V259L244 260H242V258H239L238 256H240L241 255V253L240 254H238L237 252H235ZM19 252V251H18ZM22 252V251H21ZM79 252H80V250H79ZM87 252V251H86ZM113 252V251H112ZM190 252V254H188L187 255V253H189ZM243 252V251H242ZM46 253V252H45ZM147 252H145V254H146ZM20 254H24V253H20ZM35 254V253H34ZM47 254H48V257H50L51 255H50V251L49 252H47ZM56 254H57V258H55V259H52V258H50L49 259V262L51 261V260H56V259H58V256H59V258L61 257L62 259L63 258H65L66 256H67V254L68 253H66V251L64 252L62 249H60L58 252H56ZM62 254V255H61ZM118 254H120V253H118ZM133 254V255H132ZM150 254V253H149ZM238 254V255H237ZM244 254H246V253H244ZM148 255V254H147ZM151 255V254H150ZM149 255V256H150ZM243 255V254H242ZM247 255V254H246ZM249 255V254H248ZM247 255V256H248ZM10 256V257H9ZM88 256V255H87ZM139 258H137V257ZM245 256V255H244ZM252 256H249L250 258L252 257ZM70 257V255H68V258ZM142 257H145V256H142ZM157 257V256H156ZM34 259H35V257H33ZM95 258V257H94ZM146 259H147V257H145ZM66 259V258H65ZM78 260V254L76 255V256H74V258L73 259H70V260H68L69 262H67L66 264H70L71 263V261L72 262H74L75 263V260ZM113 259V260H112ZM225 260V259H224ZM263 261V262H262ZM15 262H17V263H15ZM29 262V263H28ZM48 262V263H49ZM90 262V261H89ZM160 262V261H159ZM56 263V262H55ZM50 264V263H49ZM73 264V263H72ZM77 264V263H76ZM81 264V263H80ZM149 264V263H148ZM162 264V263H161Z\"/></svg>","mask_w":264,"mask_h":264},{"label":"water","instance_id":"obj_3","mask_svg":"<svg viewBox=\"0 0 264 264\" xmlns=\"http://www.w3.org/2000/svg\"><path fill=\"white\" fill-rule=\"evenodd\" d=\"M16 0H0V11ZM264 0H85L76 17L107 24L104 53L132 51L141 77L151 79L164 64L206 50L219 38L264 43Z\"/></svg>","mask_w":264,"mask_h":264},{"label":"crops","instance_id":"obj_4","mask_svg":"<svg viewBox=\"0 0 264 264\" xmlns=\"http://www.w3.org/2000/svg\"><path fill=\"white\" fill-rule=\"evenodd\" d=\"M131 69V68H130ZM170 73V76H171V72H169ZM168 75V74H167ZM175 95V94H174ZM41 177V175L39 176V178ZM44 178V176H42V178L41 179H43ZM37 180H38V178H37ZM36 185H37V182H36Z\"/></svg>","mask_w":264,"mask_h":264}]
</instances>
